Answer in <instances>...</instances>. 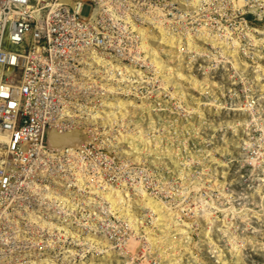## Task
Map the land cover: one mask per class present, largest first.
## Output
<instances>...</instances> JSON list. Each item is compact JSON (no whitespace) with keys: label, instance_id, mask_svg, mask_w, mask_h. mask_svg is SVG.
<instances>
[{"label":"rangeland","instance_id":"obj_1","mask_svg":"<svg viewBox=\"0 0 264 264\" xmlns=\"http://www.w3.org/2000/svg\"><path fill=\"white\" fill-rule=\"evenodd\" d=\"M184 1L192 6L185 8ZM238 1L45 3L38 26L46 28L52 17L57 18L54 24L67 22L60 16L64 6H81L83 16L100 6L88 22H105L107 28H92L87 41L99 49L95 44L100 40L104 53L122 56L120 65L114 57L115 67L104 53L103 59L91 54L100 64L94 70L104 72L108 66L112 74L116 68L130 83L100 71L84 82L81 75L89 67L83 63L65 69L68 78L63 96L55 99L56 110L66 113L65 100L71 115L86 109V115L96 111L101 117L92 129L67 125L70 117L63 114L59 133L77 138L72 149L56 145L43 169L47 174L14 182L16 190L2 206L8 212L0 241L7 246L0 244V264H264V0ZM84 84L92 92L89 97L81 93ZM129 85L145 99L132 91L122 95L118 87ZM100 90L108 107H102L100 96L92 97ZM130 109L138 117H120L125 128L111 123ZM168 119L179 124L163 130ZM50 120L49 136L55 128L58 132ZM139 124L145 132L140 133ZM141 157L147 162L141 164ZM58 177L77 189V198H60L62 189L52 182ZM137 198L148 204L137 209ZM41 205L60 208L64 221L56 228L42 225ZM18 214L24 223L16 221ZM66 249H73V263L63 258Z\"/></svg>","mask_w":264,"mask_h":264},{"label":"built area","instance_id":"obj_2","mask_svg":"<svg viewBox=\"0 0 264 264\" xmlns=\"http://www.w3.org/2000/svg\"><path fill=\"white\" fill-rule=\"evenodd\" d=\"M59 1L0 0V179L4 166L14 158L31 151V161L47 147V124H51L54 108L56 113L55 99L63 96L68 78L65 69L89 62L85 54L78 52L76 57L71 53L80 41L88 49L87 38L92 32L81 6L79 10L64 6L60 16L67 22L57 25V18L50 19V31L38 26L45 3ZM80 90L86 91L84 86Z\"/></svg>","mask_w":264,"mask_h":264},{"label":"bare ground","instance_id":"obj_3","mask_svg":"<svg viewBox=\"0 0 264 264\" xmlns=\"http://www.w3.org/2000/svg\"><path fill=\"white\" fill-rule=\"evenodd\" d=\"M238 2H240L239 3V5L241 4H245L244 3V0H239ZM183 6L186 8V7H189V6H192V3H189L188 1H184V3H183ZM224 7V6H223ZM97 8V10L95 11V8L93 9V10H91L90 11V13H89V17L92 19V17H94V15H95V12L96 13H98L99 12V10H100V6H97L96 7ZM183 10H185V9H183ZM95 11V12H94ZM52 19H54V17H52ZM56 20V19H55ZM59 21V20H58ZM90 22H91V20H90ZM109 24L110 23H108V26H109ZM90 25H92V28H94L95 29V31H101L100 29H98V27H100V26H103V27H105V28H107V25H105V22H103L102 23V25H101V22H100V24H98V26L96 25V26H94V24L91 22L90 23ZM111 25H113V24H111ZM102 28V27H101ZM114 28V27H113ZM109 30H110V26H109V28H108ZM47 30H49L50 31V27H48L47 28ZM105 32H106V35L109 33V31L107 30V31H103L102 32V35H104L105 34ZM112 32V31H111ZM113 36V35H112ZM109 37H111V36H109ZM115 37H117V36H115ZM255 38V37H254ZM154 40H155V38H154ZM255 40H257L256 38H255ZM91 42V43H90ZM90 42H87L86 44H89V46H88V49H86L87 48V46L86 45H82V44H77L76 43V46L75 47H73L72 49H71V53H72V55L74 56V54H75V56L77 57V54L76 53H78V52H81V54H79V55H81V56H84V54H85V56L86 57H88L89 58V62H86L85 64H86V67H89V69H87V70H89V73H87L86 74V72L87 71H84L83 73H82V79H84L85 81L84 82H88V81H91L90 79V77L92 76H95L96 74L97 75H99L100 73H99V71H100V69H98V71H96L95 72V70H94V68L95 67H93V65L96 63V58L95 57H92V59H90V56H92L91 54H96L97 56H98V58L99 59H103V58H105V61L107 62V64H108V62L110 61L111 62V64L112 65H114L115 67H116V64H114V62H113V60H114V57L115 58H117V59H115V61L116 60H118V64L120 65V63H119V61H121L120 60V57L122 56V55H120V54H115V55H111V54H108V53H104L103 52V50H104V48H99L100 50H101V52H99V49H95L93 46H94V44L92 43V41H90ZM119 42V41H118ZM258 42V41H257ZM97 43L98 44H95V46H102L101 44V41L100 40H97ZM156 43H159V42H157L156 41ZM162 44H165L163 41L162 42H160L159 44H157L158 46H162ZM118 45V44H117ZM167 46H168V44H166ZM117 49V48H116ZM76 50V51H75ZM177 50H178V48H177ZM88 51H89V53H88ZM117 52L119 51V50H116ZM123 51V50H122ZM104 53V55H106L105 57H101V55ZM110 53V52H109ZM119 53V52H118ZM167 55H168V53H167ZM169 55L171 56V59L172 60H175V53H174V51H170L169 52ZM100 56V57H99ZM124 56H125V54H124ZM123 58H125V57H123ZM127 58V57H126ZM79 61H81V59H78ZM131 61V60H130ZM137 62V61H136ZM170 62H172V61H170ZM145 63V62H144ZM140 64V63H139ZM96 65H97V63H96ZM98 65H100V64H98ZM97 65V66H98ZM123 65V64H122ZM126 65V64H125ZM129 65L130 64H128V67H129ZM135 65V64H134ZM134 65H132V66H134ZM95 66V65H94ZM101 66H103L104 67V65H101ZM150 66V65H149ZM106 67V69H105V71L103 72V70H101L100 72L101 73H105V72H107L108 71V66H105ZM125 67V66H124ZM127 67V68H128ZM102 69V68H101ZM115 70H113V73L111 74L110 73V71L109 72H107V73H110L111 75H113V76H115V80H118V82L119 83H123V82H125V81H127L126 80V75H124V74H122V72H120V71H117V69L116 68H114ZM84 70V69H83ZM92 72H95V73H93V75L91 74ZM103 75H105V74H103ZM109 74H107L106 75V77L108 76ZM119 76V77H118ZM93 80V79H92ZM103 80H105V79H103ZM111 80H113L112 78H111ZM106 81H108V79L106 80ZM106 81H104V82H106ZM114 81V80H113ZM112 81V82H113ZM83 82V83H84ZM115 82V81H114ZM117 82V83H118ZM128 83H130V81H127ZM126 83V82H125ZM85 86V89H86V91H85V93H84V95L87 97H89V95L90 94H92V92H89L90 90H89V88L88 87H86V84H84ZM108 85H110V84H108ZM120 85V84H119ZM127 85V84H126ZM97 86V85H96ZM117 87V86H116ZM119 88H121V90H122V95H128V94H130V92L132 91L131 89L133 88V87H131L130 85L127 87H124V86H119L118 87V89ZM136 88V87H135ZM114 89V88H113ZM116 89V88H115ZM101 91V90H100ZM99 91V92H100ZM120 90H116V95L117 94H119L120 92H119ZM98 92V93H99ZM104 92V91H103ZM102 91L99 93L100 95H98V93L97 94H94V95H92V97L94 96V97H98V96H100L99 98H103L102 99V107L103 106H109V104H108V101H107V99L106 98H104V96H105V94L106 93H103ZM111 92V91H110ZM115 92V91H114ZM133 92V91H132ZM174 93V92H173ZM111 94V93H110ZM133 94L134 95H132V96H135L137 99H145V96L144 95H142L140 92H138V89H135V91L133 92ZM78 94L77 93H74L73 94V96H77ZM97 95V96H96ZM173 95V94H172ZM182 96V95H181ZM181 96H180V98H181ZM174 97V96H173ZM60 98V97H59ZM108 98V97H107ZM113 98H114V96H113ZM121 98V97H120ZM179 98V99H180ZM105 99H106V101H105ZM117 99V98H116ZM88 100V99H87ZM94 101H95V99H93ZM89 102V101H88ZM90 102H91V99H90ZM105 102V103H104ZM93 103V102H92ZM91 103V104H92ZM97 103V102H96ZM95 103V104H96ZM94 104V105H95ZM111 104H113V103H111ZM204 104H206V105H208V104H210L209 102H207V103H204ZM66 105H69L65 100L63 101V106L66 108V113H62V111H58V110H56V113H58V115L56 114V118L57 119H55L54 120V114H55V108H54V110L52 111V112H50V114H51V116L53 117V123H52V127L53 128H55V126L57 127V129H58V132L56 131V128L55 129H53L52 130V132H50L51 134V136H49V132L48 133H45V136L47 137V141H45V145L48 147L49 146V148L47 149V147L46 148H44V149H42L41 151H39V156H40V159H37V160H31V161H28V156L30 155V152L31 151H29V152H27V156H20V157H16V158H14L11 162H9V164L8 165H5L4 166V174H2V178L0 179V225L2 224V222L4 221H6L7 219V215H6V212H8V211H5V209H3L2 208V206H3V204H4V202H6L5 200H6V198H7V196H9V194L8 193H11V191L12 192H14L16 189H13V187H14V182L15 181H18V182H21L22 180H20V178H22V177H26L27 179H29V176H31V175H33L35 178L37 177H39L40 175H42V174H47V173H44V171H43V169H44V166H46L47 164H48V167H49V162H50V152L52 151V150H57V148H56V145L57 146H60V148L62 147V148H69L70 150L72 149V147H73V143H74V140L75 139H77L76 137H74V136H69L68 135V133L67 134H64V135H61L59 132H60V129H59V126H60V122H62V115L63 114H67V116H69L70 118L68 119V120H70L69 122L70 123H68L67 125H77V127H79V126H82V125H85L87 128H88V126L89 127H93V128H95L96 127V124H98L99 123V121H98V118L100 119V117H98V113L96 112V111H94V112H90V111H92V110H89L88 112H90L88 115H86L87 113H86V109L84 110V109H78V110H74L75 112H73L72 111V113H74V114H70V111H69V108L66 106ZM71 106H73V105H71ZM99 106H101V105H99ZM48 107V109H49V107L50 106H48V104H46L45 105V108H47ZM78 107V106H77ZM79 107H81V106H79ZM112 107V106H111ZM183 107V106H182ZM74 109H75V107H73ZM86 108V107H85ZM178 108V107H177ZM61 109V108H60ZM77 109V108H76ZM185 109V108H184ZM50 110V109H49ZM88 110V109H87ZM99 110H101V109H98V111ZM109 110V109H108ZM107 110V111H108ZM110 110H111V108H110ZM106 111V112H107ZM121 111V110H120ZM120 111H118L119 113H120ZM185 111V110H184ZM195 111V110H194ZM128 112H130V113H128ZM137 112L135 111V110H128L127 111V113H120V116H118L117 118H114L113 120H111L112 122V124L114 123H116V121H117V125L121 128V127H124L125 125H127L126 124V122L125 121H123L124 122V125L123 126H121L122 124L120 123L121 121H122V119L120 118V117H124V120H125V115H127V116H130V117H138V116H135L134 114H136ZM176 113V112H175ZM138 114H140L139 112H138ZM186 115V114H185ZM144 116V115H143ZM102 117H103V115H102ZM104 118V117H103ZM102 118V119H103ZM130 119V118H129ZM143 119H144V117H143ZM65 120V119H64ZM127 120V119H126ZM176 120L177 119H175L174 120V125L175 124H179V120H177L178 122H176ZM173 121V120H172ZM172 121H170L169 119L168 120H166L165 121V123H164V129L163 130H168L169 128H170V126L169 125H171V124H173L172 123ZM144 122V121H143ZM146 122V121H145ZM151 123V122H150ZM62 124H63V122H62ZM128 124H131V123H128ZM144 124V123H143ZM140 126H138V128H140V133L142 132H145V128L143 127V126H141V124H139ZM62 127V126H61ZM183 127V126H182ZM187 127V126H186ZM68 128H70V127H68ZM92 128V129H93ZM125 128V127H124ZM152 128V127H151ZM168 128V129H167ZM67 129V128H66ZM69 130H71L72 131V129L70 128ZM74 130H75V127H74ZM176 130V129H175ZM181 130V129H180ZM89 132H90V130H89ZM124 132H125V130H124ZM159 132V131H158ZM161 132V131H160ZM78 133V132H77ZM76 133V134H77ZM93 133H95V132H93ZM96 134V133H95ZM67 135V136H66ZM92 135V134H91ZM49 136V137H48ZM93 136V135H92ZM130 136V135H129ZM124 137H127V139L129 138L128 136H126V134H124ZM170 137V136H169ZM48 138H50L49 140H48ZM79 139V138H78ZM126 139V140H127ZM109 141V140H108ZM125 142V141H124ZM103 144V143H102ZM111 144V143H110ZM41 146V145H40ZM104 146V145H103ZM42 147V146H41ZM109 147V146H108ZM47 149V150H46ZM59 149V148H58ZM68 149V150H69ZM46 150V151H45ZM69 150V151H70ZM52 154V153H51ZM54 154V153H53ZM52 156V155H51ZM117 156H118V154H117ZM52 157H54V155L52 156ZM138 157H139V155H138ZM53 159V158H52ZM42 162L43 163V165L42 166H40V167H38V164H39V162ZM139 162H141V164H144V163H146L147 161H146V159H144L143 157H141V159L139 160ZM160 162H164V161H160ZM205 162V161H204ZM126 164V163H125ZM183 164V163H182ZM57 165V164H56ZM55 165V166H56ZM168 165V164H167ZM36 167V169H35V167ZM165 166H166V164H165ZM167 167V166H166ZM166 167H164V168H166ZM46 169H47V167H46ZM59 169H60V167H59ZM45 170V169H44ZM50 170V169H49ZM52 170V169H51ZM55 170V169H54ZM55 171H58L57 169L55 170ZM61 171H62V169H61ZM52 172V171H51ZM59 172V171H58ZM185 172V171H184ZM58 174H60V173H58ZM52 176H54V175H52ZM47 177V176H46ZM68 177V176H67ZM181 177V176H180ZM42 178V177H41ZM44 178V177H43ZM52 178V177H51ZM55 178H57V176L55 177ZM182 178V177H181ZM23 179V178H22ZM54 179V178H53ZM69 179H70V177H69ZM72 179V178H71ZM35 180H37V179H35ZM65 180L66 179H60L59 177H58V179H56V181H52V182H55L54 184H57V186H59L60 187V189H62V190H58V192L60 193L59 195H60V198L64 201V199L66 200V198H69V199H71V197L72 198H77V196H78V191H77V189H75V190H71V188H69L70 186H71V184L69 185H67L66 183H65ZM73 180V179H72ZM209 180V179H208ZM41 181V180H40ZM44 181V180H43ZM67 181H68V179H67ZM71 181V180H70ZM51 182V183H52ZM31 183V182H30ZM39 183V182H38ZM41 183H43V182H41ZM125 183V182H124ZM45 184V183H44ZM50 184V183H49ZM45 185H47V184H45ZM75 185V184H74ZM53 185H51V187H52ZM72 186H73V184H72ZM27 187V186H26ZM62 187V188H61ZM74 187V186H73ZM45 188V187H44ZM43 188V189H44ZM48 188H50L49 186H48ZM55 188V187H54ZM47 189V188H46ZM69 189L71 190V191H69ZM55 190H57V189H55ZM41 191H43V190H41ZM47 191V190H46ZM45 191V192H46ZM44 192V193H45ZM91 192V191H90ZM16 193V192H15ZM23 193V192H22ZM13 194V193H12ZM41 194V193H40ZM47 194H49V193H47ZM80 195V194H79ZM74 196H76V197H74ZM82 196V195H81ZM21 198V197H20ZM141 198V197H140ZM34 199V198H33ZM43 199V198H42ZM126 200V199H125ZM137 200V202H136V204H137V209H139L140 207V205H147L148 204V202L147 203H145L144 201H142V200H140V199H136ZM8 201V200H7ZM44 201V200H43ZM19 202V201H18ZM126 202V201H125ZM131 202V201H130ZM7 203V202H6ZM47 203V202H46ZM89 203V202H88ZM45 204V203H44ZM131 204H132V202H131ZM134 202H133V206H134ZM5 205V204H4ZM26 205V204H25ZM50 205V204H49ZM14 206V205H13ZM21 206V205H20ZM131 206V205H130ZM6 207V206H5ZM15 207V206H14ZM18 208V207H17ZM16 208V209H17ZM33 208V207H32ZM154 208V207H153ZM60 209V208H59ZM59 209H58V211H59ZM135 209V208H134ZM22 210V209H21ZM24 210V209H23ZM37 210H39L40 211V213L42 214V219H41V221L43 222V224L42 225H48V226H51L52 228H56L57 227V224H58V222L60 223H62V220L64 221V218H63V215H62V213L60 214V212H58L55 208H54V206L53 207H50V206H46V205H44V207H42V205L39 207V208H37ZM25 211V210H24ZM17 213V212H16ZM142 212H140L139 213V216H141L142 218H143V216H145V215H142L141 214ZM10 214V213H9ZM15 215V214H14ZM27 215V214H26ZM15 217H16V215H15ZM17 217L18 218H16V221H18V222H23L24 220L22 219V217L18 214L17 215ZM35 217V216H34ZM33 217V218H34ZM37 217V216H36ZM179 217V216H178ZM30 218V217H29ZM39 218V217H38ZM67 218V217H66ZM54 221H56V222H54ZM10 222H12V221H10ZM9 222V223H10ZM76 222V221H75ZM142 222V221H141ZM24 223V222H23ZM22 223V224H23ZM32 223V222H31ZM64 223V222H63ZM188 223V222H187ZM5 224V223H4ZM11 224H14V221H13V223H11ZM21 224V225H22ZM7 225V224H6ZM17 225V224H16ZM32 225V224H31ZM36 225H38V224H36ZM35 225V226H36ZM60 225V224H59ZM65 225H67L66 223H65ZM8 226V225H7ZM20 226V225H19ZM70 226V225H69ZM86 226V225H85ZM23 227H24V225H23ZM22 226H21V229L20 230H22V228H23ZM39 226H37V228H38ZM66 227V226H65ZM84 227V226H83ZM87 227V226H86ZM6 228V227H5ZM25 228V227H24ZM23 228V229H24ZM71 228H73V227H71ZM94 228V227H93ZM92 228V229H93ZM7 229V228H6ZM31 229V228H30ZM81 229H82V227H81ZM86 229V228H85ZM78 230V229H77ZM18 232V231H17ZM41 232V231H40ZM79 232V231H78ZM4 233V232H3ZM77 233V232H76ZM90 233V232H89ZM30 234V233H29ZM93 234V233H92ZM20 235L23 237V235H26V234H23V232L22 233H20ZM91 235V234H90ZM94 235V234H93ZM51 236H53V235H51ZM42 237V236H41ZM91 237V236H90ZM25 238V237H24ZM96 238V237H95ZM3 240H5V239H3ZM11 240V239H10ZM24 240V239H23ZM26 241V240H25ZM40 242V241H39ZM57 242V241H56ZM29 243V242H28ZM32 243V242H31ZM54 243H55V241H52V244H50L51 246L52 245H54ZM0 244H6L4 241H3V243H2V239H1V241H0ZM8 244H9V242H8ZM40 244V243H39ZM39 244H38V246H39ZM45 244V243H44ZM84 244V243H83ZM17 245V244H16ZM24 245V244H23ZM29 245V244H28ZM37 245V244H36ZM49 245V246H50ZM2 245H0V247H1ZM4 246H7V245H4ZM35 246V245H34ZM37 246V247H38ZM92 246V245H91ZM17 247V246H16ZM88 247V246H87ZM2 248V247H1ZM34 248H36V247H34ZM39 248V247H38ZM44 248V247H43ZM47 248V247H46ZM41 249V248H40ZM2 250V249H1ZM17 250V249H16ZM15 250V251H16ZM82 250H84V249H82ZM26 251V250H25ZM24 251V252H25ZM23 252V253H24ZM31 252V251H30ZM35 252V251H34ZM64 252V257L63 258H66V260L67 261H70V262H72L73 263V257H72V255H73V249H66L65 251H63ZM2 253V252H1ZM36 253V252H35ZM7 254V253H6ZM60 254V253H59ZM15 255V254H14ZM13 255V256H14ZM18 255V254H17ZM34 255V254H33ZM2 257V256H1ZM15 257V256H14ZM30 257V256H29ZM72 257V258H71ZM3 258V257H2ZM54 258V257H53ZM47 259V258H46ZM65 260V259H64ZM23 261V260H22ZM34 261V260H33ZM42 261V260H41ZM44 261V260H43ZM38 262H39V260H38ZM38 262H34V264H37ZM62 263V262H61ZM67 263V262H66ZM80 264V263H79ZM82 264V263H81Z\"/></svg>","mask_w":264,"mask_h":264}]
</instances>
